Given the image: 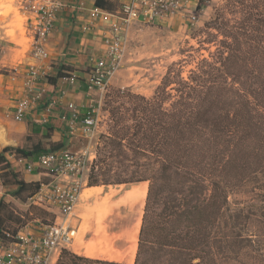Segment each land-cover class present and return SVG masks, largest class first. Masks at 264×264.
Returning <instances> with one entry per match:
<instances>
[{
  "label": "trees",
  "instance_id": "obj_1",
  "mask_svg": "<svg viewBox=\"0 0 264 264\" xmlns=\"http://www.w3.org/2000/svg\"><path fill=\"white\" fill-rule=\"evenodd\" d=\"M193 38L151 96L106 94L107 129L86 183H148L133 264H264V0H224ZM7 151L28 159L48 150L37 143L0 151L1 184L26 200L40 184L19 179ZM246 188L250 201L232 205L229 197ZM29 211L17 216L0 199V233L10 230L5 220ZM54 264L126 263L62 248Z\"/></svg>",
  "mask_w": 264,
  "mask_h": 264
},
{
  "label": "built area",
  "instance_id": "obj_2",
  "mask_svg": "<svg viewBox=\"0 0 264 264\" xmlns=\"http://www.w3.org/2000/svg\"><path fill=\"white\" fill-rule=\"evenodd\" d=\"M19 12L23 16L24 29L32 57L47 60L46 43L55 27L57 15L63 3L61 0H18ZM199 0H127L121 7L110 12L99 7L91 10L92 21L103 23L102 49L90 57V65L80 79L70 73L63 76L69 85L83 84L87 97L100 105L102 95L110 79L121 66L127 52L128 30L133 22L153 23L155 18L169 22L176 16L185 17L190 26L199 21L201 8ZM89 25L85 27L89 28ZM49 65L33 64L29 67L26 88L18 96L9 112L16 122L23 121L32 110L42 103V121L46 122L54 110L56 101L47 99L46 89L38 81L47 75ZM63 94V91H61ZM89 103L86 112L80 115V108L72 101L60 119L67 123L70 135L91 137L97 126V107ZM92 153L86 150L60 148L40 153L33 161L5 153L12 167L22 164L27 172L41 169L53 177L52 181L40 185L38 191L26 200L30 205L50 210L52 220L40 224L39 228L24 223L15 231L0 233V264H54L62 248H68L77 229L70 221L76 217L75 208L82 187L87 182V173ZM34 221L39 222L37 218Z\"/></svg>",
  "mask_w": 264,
  "mask_h": 264
},
{
  "label": "rangeland",
  "instance_id": "obj_3",
  "mask_svg": "<svg viewBox=\"0 0 264 264\" xmlns=\"http://www.w3.org/2000/svg\"><path fill=\"white\" fill-rule=\"evenodd\" d=\"M17 1L0 0V79L4 78L2 81L0 80V84L2 83L3 85L6 75L14 76L19 74L23 51L29 48L23 16L19 12ZM201 1L199 21L194 26H190L185 17H181V21L177 25L173 24L174 18L169 23L163 21L165 24L156 22L146 24L133 22L131 24L127 36V52L121 66L111 78V80H116L109 82L99 106L96 103L88 102V104L92 103L98 108L97 126L94 134L88 138L80 136L75 142L76 147L70 149L86 150L88 153H92V160L95 158L98 136L106 131L108 123V112L105 109L104 101L106 94L112 89H129L134 93L147 97L153 94L166 67L180 58L179 51L182 48H186L187 45H196V41L193 38L194 33H197L203 23L210 18L214 7L224 2V0ZM187 68L188 66L185 69ZM0 91H2L1 86ZM4 110L0 112V151L6 146L19 147V141L16 137L19 134V122L11 118L9 114L11 107ZM85 110H87V107ZM144 183L147 182L93 186H88L86 183L82 187L79 201L75 208L76 217L70 221L71 225L77 229V232L68 246V251L88 257L84 255V250L86 248L90 250L91 248L90 252L92 251L93 256L88 258L107 261H110L112 257L117 258L118 252L112 246L109 233L117 225L125 221L126 208L136 200L135 195H129L128 191L133 187L138 189ZM249 189L246 188L244 192L238 191L232 194L229 197L232 205L233 202L243 204L250 201ZM11 190L13 189L10 186H3L0 181V199L9 202L14 209V214L19 216V199L14 198L17 204L7 200V196H11L9 194ZM89 192L92 193L89 194ZM110 193H112L111 196ZM134 216L135 214L133 213ZM35 218L39 222L34 221ZM52 218L53 214L50 210L38 207L31 209V213L27 216L20 217V222L5 220L1 226L15 230L24 222L39 228L40 224H44L48 220H52ZM129 249V247L126 249V254L129 253Z\"/></svg>",
  "mask_w": 264,
  "mask_h": 264
},
{
  "label": "crops",
  "instance_id": "obj_4",
  "mask_svg": "<svg viewBox=\"0 0 264 264\" xmlns=\"http://www.w3.org/2000/svg\"><path fill=\"white\" fill-rule=\"evenodd\" d=\"M94 1L61 0L63 7L57 15L55 27L46 43L47 60L44 62L37 60L32 57L29 48L28 50L26 49L23 51L21 57L19 74L14 76L6 75L4 85L0 84L2 88V91H0V112H3L5 108L11 107L16 98L21 96L25 91L29 67L33 64L49 65L47 75L38 82L46 89L45 98L56 101L53 113L46 122H43L41 119L43 114L41 109L42 103H40L32 110L28 117L19 122V134L16 136L19 141V147H26V149L30 150L37 143H40L41 147L46 150L76 147L75 142L81 135H70L67 123L60 119V114L67 111L66 105L69 101H72L80 108V115H83L90 100L81 82L78 85H69L63 80V76L73 73L82 79V76L85 75L90 65V57L96 55L103 47L102 32L105 26L99 20H93V23L89 25L92 21L91 10L93 7H96ZM116 1L121 5L127 0ZM180 18V16H176L173 24H179ZM155 22L165 24L159 18H155ZM134 23L146 24L141 20ZM88 25L89 28L86 29L85 27ZM59 70L61 74L57 76ZM3 79L2 77L0 80L2 81ZM115 80L110 79V82H114ZM61 91H63V94ZM35 158L36 156L32 155L27 160H34ZM13 169L18 173V178L25 182H39L42 185L53 179L47 172L38 168L33 172H27L22 164H19L13 167ZM14 187L15 185L10 186L12 189ZM7 200L17 204L16 199L11 196H7ZM29 206L30 202L19 199L20 212L29 211ZM141 209L143 208H141L139 201L135 200L133 204L130 203L126 208L125 221L113 228L109 233L112 246L115 247L118 254L120 252L118 256H126L125 251L130 247L131 243L130 235ZM133 213L135 214L134 217ZM122 260L124 261L120 260L117 262L126 263L125 259Z\"/></svg>",
  "mask_w": 264,
  "mask_h": 264
},
{
  "label": "bare ground",
  "instance_id": "obj_5",
  "mask_svg": "<svg viewBox=\"0 0 264 264\" xmlns=\"http://www.w3.org/2000/svg\"><path fill=\"white\" fill-rule=\"evenodd\" d=\"M101 188V187H100ZM95 189V188H94ZM98 189H99V187H98ZM89 191V190H88ZM91 191H92V189H91ZM113 191V190H112ZM146 191H147V183H144V185L141 187V185H140V188H135V187H133L130 191H128V194L129 195H135V198H136V200L137 201H139L140 202V204H141V208H143V205H144V200H145V196H146ZM115 192V191H114ZM85 193H87V192H85ZM90 193H92V192H89V194ZM94 193V192H93ZM88 194V195H89ZM111 194L112 193H110V196H111ZM115 194V193H114ZM127 194V193H126ZM125 194V195H126ZM87 195V194H86ZM128 195V196H129ZM108 197V196H107ZM131 198H133V197H131ZM131 198H129V199H131ZM126 200H127V198H126ZM131 200H134V199H131ZM131 202H133V201H131ZM135 202V201H134ZM139 204V203H138ZM138 211V210H137ZM137 213V212H136ZM141 216H142V209H141V211H140V215H139V217H138V219H137V221L135 222V224H134V228H133V230H132V232H131V235H130V249H129V253H127L126 254V256L125 257H123V256H118L117 258H113L112 257V259H110V261H124V260H122V259H125V262L127 263V264H133V262H134V257H135V253H136V248H137V239H138V232H139V228H140V224H141ZM93 247H95L94 245H93ZM90 250H91V248H90ZM90 250L89 249H85L84 250V255H86V256H93L92 255V251L90 252ZM99 253V252H98ZM119 254H120V252H119ZM118 253H117V255H119ZM106 255V254H105ZM116 255V254H115ZM125 255V254H124ZM116 257V256H115ZM110 258V257H109Z\"/></svg>",
  "mask_w": 264,
  "mask_h": 264
}]
</instances>
